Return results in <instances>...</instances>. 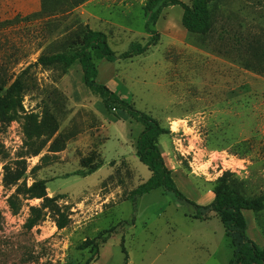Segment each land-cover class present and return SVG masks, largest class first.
Returning <instances> with one entry per match:
<instances>
[{
  "label": "rangeland",
  "instance_id": "obj_1",
  "mask_svg": "<svg viewBox=\"0 0 264 264\" xmlns=\"http://www.w3.org/2000/svg\"><path fill=\"white\" fill-rule=\"evenodd\" d=\"M191 4L193 0H182ZM148 0H0V81L6 86L41 54L72 53L88 29L120 55L147 44ZM212 28L182 24L180 5L161 7L158 40L143 54L96 60L97 80L170 132L160 136L178 188L208 206L231 171L264 192V0H213ZM110 114L85 84L79 62L34 67L22 107L0 133V264H229L234 248L215 212L164 188L133 199L151 177L137 155L142 122ZM28 166L20 184L47 181L51 206L5 183L6 166ZM35 166H39L33 170ZM15 202V211L10 201ZM69 224L59 229L58 210ZM247 234L264 248V210L246 211Z\"/></svg>",
  "mask_w": 264,
  "mask_h": 264
},
{
  "label": "trees",
  "instance_id": "obj_2",
  "mask_svg": "<svg viewBox=\"0 0 264 264\" xmlns=\"http://www.w3.org/2000/svg\"><path fill=\"white\" fill-rule=\"evenodd\" d=\"M212 1L193 0L191 4H188L182 0H148L145 12L148 15L147 29L153 34L151 40L145 45L138 42L132 43L131 49L120 55H117L109 45L106 33L93 29H88L84 33L72 53L41 54L36 62L27 66L9 85L6 86L0 81V133L14 120L15 113L22 107L26 76L34 67L62 66L69 68L79 62L82 66L85 84L100 96L105 109L110 114L116 115L114 111L122 110L144 125L137 141V155L140 161L148 166L152 174L146 182L133 190L132 198L137 199L152 190L164 188L166 191L173 192L180 200H187L194 204L199 219L205 218L201 210L215 212L234 248V256L229 264H264V248L248 236V221L244 213L245 210H250L258 214L264 210V192L251 194L246 187L245 180L240 179L231 171H225L216 181L215 197L208 206L198 205L187 198L178 188L158 142L160 136L170 132L169 128L163 127L150 114L137 110L133 104L97 80L99 69L96 60L115 61L119 58L133 57L145 53L152 44L157 42L159 33L157 30L151 29L150 25H154L158 21L161 7L180 5L184 10L182 24L185 29L195 34H208L212 28V11L210 8ZM3 152L4 146L0 142V156ZM16 164L15 173L11 165L6 166L5 183L16 186V192L19 194L29 195L31 199L43 201L42 207H30L27 224L33 227L43 218L42 209L50 207L51 203L57 200V197L50 198L48 196L47 181L45 180L35 181L30 187L20 184V180L27 174L28 166L25 160H18ZM38 167L35 166L33 170ZM10 204L12 210L15 211V202L11 200ZM57 214V227L63 229L70 222L69 215L60 209ZM85 264H89V262Z\"/></svg>",
  "mask_w": 264,
  "mask_h": 264
},
{
  "label": "crops",
  "instance_id": "obj_3",
  "mask_svg": "<svg viewBox=\"0 0 264 264\" xmlns=\"http://www.w3.org/2000/svg\"><path fill=\"white\" fill-rule=\"evenodd\" d=\"M246 211H250V210H245L244 213H246ZM246 215V214H245Z\"/></svg>",
  "mask_w": 264,
  "mask_h": 264
}]
</instances>
